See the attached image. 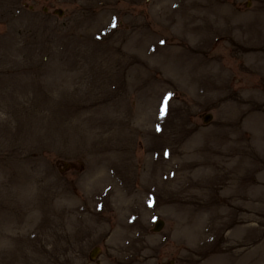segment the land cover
I'll return each instance as SVG.
<instances>
[{"label": "rangeland", "instance_id": "obj_1", "mask_svg": "<svg viewBox=\"0 0 264 264\" xmlns=\"http://www.w3.org/2000/svg\"><path fill=\"white\" fill-rule=\"evenodd\" d=\"M38 214L30 264H264V0H0V264Z\"/></svg>", "mask_w": 264, "mask_h": 264}, {"label": "bare ground", "instance_id": "obj_2", "mask_svg": "<svg viewBox=\"0 0 264 264\" xmlns=\"http://www.w3.org/2000/svg\"><path fill=\"white\" fill-rule=\"evenodd\" d=\"M6 197H8V192L5 194L4 198ZM30 202L32 203L31 207H39L37 202H35L33 198H31ZM43 223L45 222L41 217H39L38 214L37 217L29 219L23 226H16L13 223L5 224V231L7 230L9 232H13L16 235L10 240L6 239L4 235L1 236V241H4V243L8 242L12 246V258L14 259L13 261H11L12 264H30L40 259V250L35 248L34 245L38 244L39 242L37 241L40 239L44 244H50L54 234V232L45 233ZM194 224H196L197 227H193L192 237L190 240L191 242L197 241L198 238H196L194 235L197 233V230H201L196 221L194 222ZM219 263L220 262L218 260H213L209 261L206 264Z\"/></svg>", "mask_w": 264, "mask_h": 264}, {"label": "water", "instance_id": "obj_3", "mask_svg": "<svg viewBox=\"0 0 264 264\" xmlns=\"http://www.w3.org/2000/svg\"><path fill=\"white\" fill-rule=\"evenodd\" d=\"M211 118H212L211 116L206 117L205 122L208 123ZM162 227H163V223L162 222L158 223L156 225L155 231H160L162 229Z\"/></svg>", "mask_w": 264, "mask_h": 264}]
</instances>
